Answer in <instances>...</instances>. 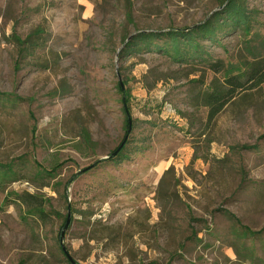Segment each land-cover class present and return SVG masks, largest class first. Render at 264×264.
Here are the masks:
<instances>
[{
    "label": "rangeland",
    "instance_id": "obj_1",
    "mask_svg": "<svg viewBox=\"0 0 264 264\" xmlns=\"http://www.w3.org/2000/svg\"><path fill=\"white\" fill-rule=\"evenodd\" d=\"M224 2L0 0V264H264V84L199 102L264 59V0L219 74L124 53Z\"/></svg>",
    "mask_w": 264,
    "mask_h": 264
},
{
    "label": "trees",
    "instance_id": "obj_2",
    "mask_svg": "<svg viewBox=\"0 0 264 264\" xmlns=\"http://www.w3.org/2000/svg\"><path fill=\"white\" fill-rule=\"evenodd\" d=\"M253 19L254 14L246 6L245 0H225L220 9L192 27L170 29L166 32H140L132 36L125 45L124 53L131 56L156 53L192 71L198 64L202 65L216 75L222 72L223 64L220 61H213L210 48L219 46L224 39L237 33L247 36L252 28ZM38 36L40 33L36 32L29 37L26 42L28 48L36 44ZM263 84L264 59L255 58L244 72L236 74L226 72L221 80L213 79L205 87L199 102L202 107L207 108V117L213 119L232 100L242 94L258 90ZM124 111L128 115L126 107ZM128 129L131 131V124ZM84 140L89 142L87 134ZM124 146L122 145L115 154L116 157L122 153ZM243 231L251 238H257L264 232L252 233L246 228ZM258 260L255 257L254 262H259Z\"/></svg>",
    "mask_w": 264,
    "mask_h": 264
},
{
    "label": "water",
    "instance_id": "obj_3",
    "mask_svg": "<svg viewBox=\"0 0 264 264\" xmlns=\"http://www.w3.org/2000/svg\"><path fill=\"white\" fill-rule=\"evenodd\" d=\"M119 149H120V148H119ZM118 151H119V150H117L116 153H117ZM116 153H115V154H116ZM66 224H68V220H67V223H66Z\"/></svg>",
    "mask_w": 264,
    "mask_h": 264
}]
</instances>
